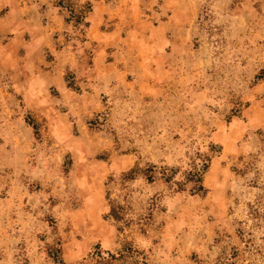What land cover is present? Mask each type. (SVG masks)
<instances>
[{
	"label": "rangeland",
	"instance_id": "374dc122",
	"mask_svg": "<svg viewBox=\"0 0 264 264\" xmlns=\"http://www.w3.org/2000/svg\"><path fill=\"white\" fill-rule=\"evenodd\" d=\"M69 1L66 92L0 79V264H264V0Z\"/></svg>",
	"mask_w": 264,
	"mask_h": 264
},
{
	"label": "crops",
	"instance_id": "0c3cea01",
	"mask_svg": "<svg viewBox=\"0 0 264 264\" xmlns=\"http://www.w3.org/2000/svg\"><path fill=\"white\" fill-rule=\"evenodd\" d=\"M53 1L0 0V79L15 80L17 88L23 84L17 79L30 80L31 87L33 83L43 85L34 91L30 88V94L52 85L66 92L64 72L74 67L79 58L71 46H63L67 23L64 12ZM120 4L121 0H99L97 9L102 21L117 14ZM115 33L116 30L101 33V49L115 46L116 41L109 43L118 35Z\"/></svg>",
	"mask_w": 264,
	"mask_h": 264
},
{
	"label": "trees",
	"instance_id": "16d2710c",
	"mask_svg": "<svg viewBox=\"0 0 264 264\" xmlns=\"http://www.w3.org/2000/svg\"><path fill=\"white\" fill-rule=\"evenodd\" d=\"M57 7H59L61 10L65 11L66 13H68V21H76L79 22L82 20V12H79V14H77L76 9H75V5L73 4V2L69 1V0H59L57 2ZM111 217H113L115 220H119V214L116 213V211L114 210V208L111 209V213H110Z\"/></svg>",
	"mask_w": 264,
	"mask_h": 264
}]
</instances>
